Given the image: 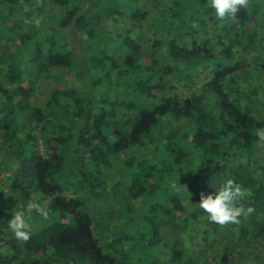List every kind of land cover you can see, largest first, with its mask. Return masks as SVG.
Masks as SVG:
<instances>
[{
  "label": "trees",
  "instance_id": "obj_1",
  "mask_svg": "<svg viewBox=\"0 0 264 264\" xmlns=\"http://www.w3.org/2000/svg\"><path fill=\"white\" fill-rule=\"evenodd\" d=\"M261 132L264 0L222 20L208 0H0V264H229L210 220L183 248L228 179L240 264L264 244ZM31 202L45 215L18 241L7 220Z\"/></svg>",
  "mask_w": 264,
  "mask_h": 264
},
{
  "label": "clouds",
  "instance_id": "obj_2",
  "mask_svg": "<svg viewBox=\"0 0 264 264\" xmlns=\"http://www.w3.org/2000/svg\"><path fill=\"white\" fill-rule=\"evenodd\" d=\"M247 5V0H208V6L214 11L218 19H224L229 13L238 11L241 7ZM261 139H264V132L259 133ZM214 192L208 194L201 193L198 206L207 215L211 222L220 225L228 223H238L239 217L245 213V209L237 206L238 202L245 196V190L242 186L231 179H228L218 186L212 184ZM252 207L247 208L248 214L252 213ZM41 210L37 202L28 203L23 210H17L12 213L11 218L7 220V226L10 232L18 241H27L30 238L32 230V214Z\"/></svg>",
  "mask_w": 264,
  "mask_h": 264
},
{
  "label": "rangeland",
  "instance_id": "obj_3",
  "mask_svg": "<svg viewBox=\"0 0 264 264\" xmlns=\"http://www.w3.org/2000/svg\"><path fill=\"white\" fill-rule=\"evenodd\" d=\"M208 71L207 70H204V69H202V70H200L198 73V75H197V78H196V80L198 81V84L200 83V82H202L205 78H206V75L208 74L207 73ZM57 78L58 77H52V81L53 82H55L56 80H57ZM44 94V93H43ZM121 156H127V154H121ZM121 166V161H116V163L114 164V167L115 168H119ZM114 170H113V168H112V170L111 171H108V172H106L107 174H108V177H110L111 175L113 176V174H114ZM110 187V185L108 184V186H107V188H109ZM106 188V189H107ZM109 190V189H108ZM121 191L122 192H124V191H126V190H124V189H120V190H116V192H115V194H117V193H121ZM112 192L113 191H111L110 193H109V191L106 193V194H104V192L102 193L103 195H101L102 196V199H100V200H98L99 202H98V204H99V206L98 207H100L101 205H105L106 207L108 206V200L110 199V195H113L112 194ZM181 194L182 195H184L185 194V189H183L182 190V192H181ZM156 196V195H155ZM157 197V196H156ZM199 207L196 209L199 213H200V211H203L202 209L199 211ZM161 215H159V217H160ZM150 219H151V217L150 216H148ZM152 218H155V219H157V216H154V217H152ZM198 218H199V223H197L196 221H193L191 224L189 223V225H190V228L192 227V228H195L193 231H187V233L190 235V236H195V237H197V235H199V238H197L196 240H195V244L193 243V244H191V243H189L188 242V240H186V242L184 243V247L183 248H185V247H190V248H192L193 246L195 247V249H198V247L199 246H197V245H201V243H200V241H201V235L199 234V233H201V232H203L204 231V229H205V227L206 226H204V224H207V222H205V221H208L209 220V218H208V215L207 214H204L203 215V218H202V215L201 216H198ZM180 222H182V220L180 221ZM179 222V223H180ZM209 223V222H208ZM135 224V227H139V228H141V229H145L144 228V225L143 224H148L147 223V220L146 219H144V217H143V219H142V223H139V222H135V223H133V225ZM140 224H142V225H140ZM229 224L230 223H228V224H225V225H220V224H217V223H210V226L211 227H213V226H216L217 227V229L218 230H215V231H213L212 232V234H211V232L209 233L210 235H212L213 237L215 236L216 238H221L223 235H225V237H226V239H225V241H224V245L223 246H228L229 248H230V253L231 254H229L228 255V258L230 259V261H229V264H231V262H236V257H235V254H234V251H236V250H238V249H241V247H242V244H240L239 242H237V238H238V235H239V233L237 232V230L234 228V230L233 231H231V229H230V227H229ZM194 233V234H193ZM220 235H221V237H220ZM166 236H168V237H170L169 239H170V241H167V245L171 248V245H172V243H173V240H174V237L173 236H170L168 233L165 235V237ZM177 236V235H176ZM165 240H166V238H165ZM198 240V241H197ZM6 241H1L0 240V246H1V244L2 243H5ZM237 243V244H236ZM220 244H221V241H220ZM219 246V243L217 244V247ZM159 247V246H158ZM216 247V246H215ZM12 249H13V251L15 250V251H17V252H19V244H18V242H15V243H12ZM244 252H245V255H244V257H243V259L240 261V264H264V244H262V243H258L256 246L254 245V243H250V245H245V247H243V249H242ZM11 250H10V248H9V245L5 248L4 246L0 249V253L1 254H6V253H9ZM160 254V253H159ZM161 255V254H160ZM162 257H164V258H167L168 257V254H166V251H164V253L161 255ZM147 258V259H146ZM145 259L146 260H149V261H153V254L152 253H149L146 257H145ZM192 264H195V261H192L191 262ZM199 263V262H198ZM202 263V262H201ZM201 263H199V264H201ZM28 264H39L38 262H31V263H28ZM239 264V263H238Z\"/></svg>",
  "mask_w": 264,
  "mask_h": 264
}]
</instances>
